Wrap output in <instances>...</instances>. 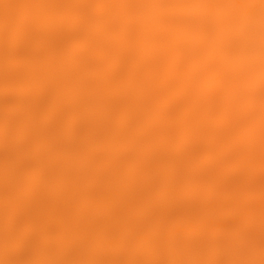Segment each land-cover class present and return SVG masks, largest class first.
I'll return each instance as SVG.
<instances>
[{
  "label": "clouds",
  "instance_id": "obj_1",
  "mask_svg": "<svg viewBox=\"0 0 264 264\" xmlns=\"http://www.w3.org/2000/svg\"><path fill=\"white\" fill-rule=\"evenodd\" d=\"M0 264H264V0H0Z\"/></svg>",
  "mask_w": 264,
  "mask_h": 264
}]
</instances>
